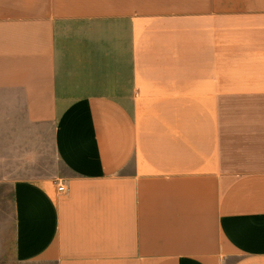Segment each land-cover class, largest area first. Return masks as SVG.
Returning a JSON list of instances; mask_svg holds the SVG:
<instances>
[{"label": "crops", "instance_id": "obj_1", "mask_svg": "<svg viewBox=\"0 0 264 264\" xmlns=\"http://www.w3.org/2000/svg\"><path fill=\"white\" fill-rule=\"evenodd\" d=\"M60 164L19 264H264V0H0V170Z\"/></svg>", "mask_w": 264, "mask_h": 264}, {"label": "rangeland", "instance_id": "obj_2", "mask_svg": "<svg viewBox=\"0 0 264 264\" xmlns=\"http://www.w3.org/2000/svg\"><path fill=\"white\" fill-rule=\"evenodd\" d=\"M4 167V166H0ZM66 172L64 166L54 165L45 172L11 173L0 170V264H19L13 254V203L11 181L16 175L61 176Z\"/></svg>", "mask_w": 264, "mask_h": 264}, {"label": "built area", "instance_id": "obj_3", "mask_svg": "<svg viewBox=\"0 0 264 264\" xmlns=\"http://www.w3.org/2000/svg\"><path fill=\"white\" fill-rule=\"evenodd\" d=\"M59 190L63 192L66 190V188L63 184H61V185H59Z\"/></svg>", "mask_w": 264, "mask_h": 264}]
</instances>
